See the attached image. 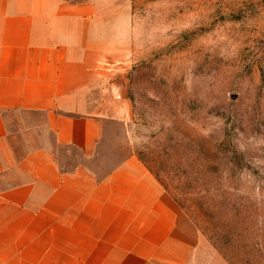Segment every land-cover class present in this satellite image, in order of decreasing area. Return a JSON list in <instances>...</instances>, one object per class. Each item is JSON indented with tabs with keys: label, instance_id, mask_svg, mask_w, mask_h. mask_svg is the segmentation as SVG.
Masks as SVG:
<instances>
[{
	"label": "crops",
	"instance_id": "crops-1",
	"mask_svg": "<svg viewBox=\"0 0 264 264\" xmlns=\"http://www.w3.org/2000/svg\"><path fill=\"white\" fill-rule=\"evenodd\" d=\"M106 8L0 0V264H199V239L137 157L102 175L87 163L128 119L104 67Z\"/></svg>",
	"mask_w": 264,
	"mask_h": 264
},
{
	"label": "rangeland",
	"instance_id": "rangeland-1",
	"mask_svg": "<svg viewBox=\"0 0 264 264\" xmlns=\"http://www.w3.org/2000/svg\"><path fill=\"white\" fill-rule=\"evenodd\" d=\"M103 2L128 119L87 163L102 175L137 157L199 264H264V0Z\"/></svg>",
	"mask_w": 264,
	"mask_h": 264
}]
</instances>
